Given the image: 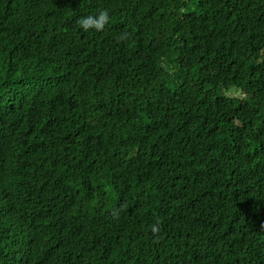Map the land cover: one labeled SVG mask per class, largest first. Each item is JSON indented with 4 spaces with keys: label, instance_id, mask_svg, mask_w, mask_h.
<instances>
[{
    "label": "trees",
    "instance_id": "obj_1",
    "mask_svg": "<svg viewBox=\"0 0 264 264\" xmlns=\"http://www.w3.org/2000/svg\"><path fill=\"white\" fill-rule=\"evenodd\" d=\"M0 264H264V0H0Z\"/></svg>",
    "mask_w": 264,
    "mask_h": 264
},
{
    "label": "clouds",
    "instance_id": "obj_2",
    "mask_svg": "<svg viewBox=\"0 0 264 264\" xmlns=\"http://www.w3.org/2000/svg\"><path fill=\"white\" fill-rule=\"evenodd\" d=\"M110 21V14L107 9H98L95 12L82 15L77 19V24L83 31H96L99 32Z\"/></svg>",
    "mask_w": 264,
    "mask_h": 264
}]
</instances>
